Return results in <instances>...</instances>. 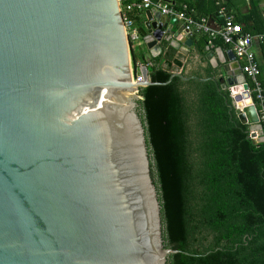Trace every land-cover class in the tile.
<instances>
[{
	"label": "water",
	"instance_id": "95a60500",
	"mask_svg": "<svg viewBox=\"0 0 264 264\" xmlns=\"http://www.w3.org/2000/svg\"><path fill=\"white\" fill-rule=\"evenodd\" d=\"M152 9L138 27L151 57L190 46ZM118 0H0V264H167L139 90ZM218 92L248 83L232 50ZM241 76V78H239ZM224 101L252 131L254 104Z\"/></svg>",
	"mask_w": 264,
	"mask_h": 264
},
{
	"label": "trees",
	"instance_id": "16d2710c",
	"mask_svg": "<svg viewBox=\"0 0 264 264\" xmlns=\"http://www.w3.org/2000/svg\"><path fill=\"white\" fill-rule=\"evenodd\" d=\"M163 50L141 57L160 84L141 88L138 103L163 239L178 250L167 264H264V140L251 138L234 111L230 118L228 88L177 76L164 83L182 62L168 42ZM181 72L216 76L211 66Z\"/></svg>",
	"mask_w": 264,
	"mask_h": 264
},
{
	"label": "built area",
	"instance_id": "2783aa9c",
	"mask_svg": "<svg viewBox=\"0 0 264 264\" xmlns=\"http://www.w3.org/2000/svg\"><path fill=\"white\" fill-rule=\"evenodd\" d=\"M216 3L218 5L217 13L222 17V22L212 26L209 17L196 15L194 7L182 0H118L124 27L133 50L142 44L138 32L139 25L136 22L137 15L151 7L158 9L163 15L179 20L183 26V34H203L207 37V44L209 45L215 39H220L228 44L236 59L240 60V68L246 80L252 84L251 87L248 85L247 90L243 88L242 84L228 86L229 96L234 105L239 107L241 101L237 100V97L241 96L243 100L247 95L249 102L256 106L258 119L264 132V88L259 79L260 68L252 49L254 36L242 30V23L235 21L233 15L226 12V8L220 0H217ZM257 39L263 41L264 35H258ZM140 65V63L137 64V71L135 72V79L137 80L141 79L138 71ZM255 134L254 131H249V135L253 139H256Z\"/></svg>",
	"mask_w": 264,
	"mask_h": 264
},
{
	"label": "crops",
	"instance_id": "0c3cea01",
	"mask_svg": "<svg viewBox=\"0 0 264 264\" xmlns=\"http://www.w3.org/2000/svg\"><path fill=\"white\" fill-rule=\"evenodd\" d=\"M188 5L194 7L196 15H205L209 17L211 25L222 22V17L217 13L218 5L217 0H182ZM223 6L226 8V12L233 15L234 20L242 23L243 28L254 36L252 43V49L254 51L256 61L260 68V82L264 88V40H258V35H264V0H220ZM154 15H160L158 9L151 7ZM138 25H143L146 21L145 11L137 15ZM180 21L176 20L174 24L168 23V28L176 30L180 26ZM263 29V30H262ZM262 31V32H261ZM256 37V38H255ZM192 43L190 46L181 44L179 48H176L177 56L180 57L182 62V68H174L173 70L184 72H191L197 68H206L211 66L215 72L216 77L224 76L222 74L221 65L225 61L226 53L232 50L228 44H225L220 39H216L211 45L204 41L205 35L195 33L192 34ZM142 40V39H141ZM143 41V40H142ZM143 49L144 59L149 58V54L142 42L140 45ZM146 51V52H145ZM148 56V57H147ZM147 57V58H146ZM140 61V62H139ZM240 62V60H239ZM138 63L143 64L138 57ZM165 66V65H164ZM241 78V76H239ZM245 82H247L245 78ZM243 85V84H242ZM247 96V95H246ZM244 97L243 103L251 104L247 97ZM246 104V105H247ZM256 107V106H255ZM257 110V109H256ZM247 124V123H246ZM248 125L249 129L252 127ZM252 131V130H250ZM256 140H264V132L260 130L255 131Z\"/></svg>",
	"mask_w": 264,
	"mask_h": 264
},
{
	"label": "rangeland",
	"instance_id": "374dc122",
	"mask_svg": "<svg viewBox=\"0 0 264 264\" xmlns=\"http://www.w3.org/2000/svg\"><path fill=\"white\" fill-rule=\"evenodd\" d=\"M132 51L131 52H133V54L135 55V57L137 56V58L139 57L140 59H141V57H143L144 58V55H143V49H142V47L140 46L139 48H135V50H133V49H131ZM146 52V51H145ZM148 57V56H147ZM146 57V58H147ZM132 60V59H131ZM138 61V60H137ZM140 62V61H139ZM132 65H134L133 64V61H132Z\"/></svg>",
	"mask_w": 264,
	"mask_h": 264
},
{
	"label": "bare ground",
	"instance_id": "6f19581e",
	"mask_svg": "<svg viewBox=\"0 0 264 264\" xmlns=\"http://www.w3.org/2000/svg\"><path fill=\"white\" fill-rule=\"evenodd\" d=\"M243 101V100H242Z\"/></svg>",
	"mask_w": 264,
	"mask_h": 264
}]
</instances>
